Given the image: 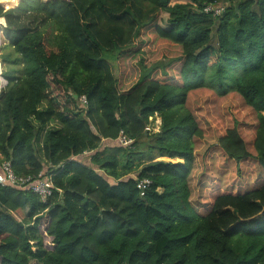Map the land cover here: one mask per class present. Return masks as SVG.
Instances as JSON below:
<instances>
[{
  "label": "trees",
  "instance_id": "trees-1",
  "mask_svg": "<svg viewBox=\"0 0 264 264\" xmlns=\"http://www.w3.org/2000/svg\"><path fill=\"white\" fill-rule=\"evenodd\" d=\"M176 1L0 0V165L53 184H0V264H264V0Z\"/></svg>",
  "mask_w": 264,
  "mask_h": 264
},
{
  "label": "rangeland",
  "instance_id": "rangeland-1",
  "mask_svg": "<svg viewBox=\"0 0 264 264\" xmlns=\"http://www.w3.org/2000/svg\"><path fill=\"white\" fill-rule=\"evenodd\" d=\"M175 0H172V3H174ZM176 2H182V3H186L189 2V0H177ZM216 7L209 5L207 7V9L212 10ZM1 29V28H0ZM147 36L150 35L149 32H147ZM1 43L2 46L0 47V60L2 59V53L5 50H8L10 52H12V47L8 44L9 40L7 39V33L6 30L3 28L1 29ZM8 44V45H7ZM4 45V46H3ZM6 45V46H5ZM144 49H145V57H147L149 62H152L154 60L156 61H167L170 57V55L173 53V49L172 47L169 45V48H167V52L170 51L168 54L167 52L164 53V55H166L165 57L162 56L163 54L160 55L161 50H163L166 46H163L159 43V41L157 39H154V34L150 35L145 44L143 45ZM162 49H160V48ZM130 67L131 71H135L138 72V66L135 60H131L130 63L128 64ZM2 67L4 70L7 69V65L4 63H2ZM5 77L6 74L4 73ZM236 119H238L241 123L243 127L249 128L251 127L250 124L254 123L255 117L253 112L250 109H244L241 108L238 111V114L236 117H234ZM37 123V122H36ZM52 126H58L56 121H53ZM149 129L151 132H158L161 129V118L158 115H155L154 117L151 118V123L149 125ZM224 129L220 127V129H211L206 133L205 139H203L202 141L199 142L198 144V149H199V153L201 155V161H200V169H203L204 171L206 169L212 171V173H210V176H208L211 180H215L218 179L221 181V183L223 182V173L220 170V167H222L221 161H220V154L218 152L217 147L214 145L215 142L217 141L218 138V134L220 133V131H223ZM199 155V156H200ZM85 159V158H84ZM147 160H137V163L139 162H145ZM122 165H125V162L122 163ZM252 167V165L250 166ZM235 174H236V170H235ZM216 175V176H214ZM231 177L230 181L228 182L229 184L232 183L234 180ZM228 184V185H229Z\"/></svg>",
  "mask_w": 264,
  "mask_h": 264
},
{
  "label": "built area",
  "instance_id": "built-area-1",
  "mask_svg": "<svg viewBox=\"0 0 264 264\" xmlns=\"http://www.w3.org/2000/svg\"><path fill=\"white\" fill-rule=\"evenodd\" d=\"M223 11V7H216L214 12L219 14ZM5 25H1L3 29ZM0 34V43H1ZM0 95L8 84L7 79L4 76V69L2 67V62L0 61ZM82 102L86 103L85 97H82ZM131 139L127 138L125 135L120 136L119 143L122 145H128L131 143ZM0 184L11 185L18 188L28 189L36 193L42 200H46L53 191V184L50 178L45 174H40L37 177L33 176H18L15 174L12 165L9 161H5L0 165ZM151 180L148 178L139 179L138 187L141 189V195L145 194L146 189L150 186Z\"/></svg>",
  "mask_w": 264,
  "mask_h": 264
},
{
  "label": "crops",
  "instance_id": "crops-1",
  "mask_svg": "<svg viewBox=\"0 0 264 264\" xmlns=\"http://www.w3.org/2000/svg\"><path fill=\"white\" fill-rule=\"evenodd\" d=\"M5 20V18H3ZM5 25H6V21H5ZM4 28V27H3ZM119 139H116V140H110V139H107L103 142V146H113V145H119Z\"/></svg>",
  "mask_w": 264,
  "mask_h": 264
},
{
  "label": "clouds",
  "instance_id": "clouds-1",
  "mask_svg": "<svg viewBox=\"0 0 264 264\" xmlns=\"http://www.w3.org/2000/svg\"><path fill=\"white\" fill-rule=\"evenodd\" d=\"M5 26H6V25H5ZM5 26H4V27H5Z\"/></svg>",
  "mask_w": 264,
  "mask_h": 264
}]
</instances>
